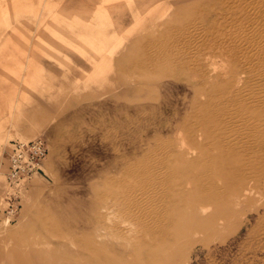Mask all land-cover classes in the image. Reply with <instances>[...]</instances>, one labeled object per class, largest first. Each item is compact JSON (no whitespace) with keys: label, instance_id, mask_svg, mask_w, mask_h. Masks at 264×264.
I'll return each instance as SVG.
<instances>
[{"label":"rangeland","instance_id":"rangeland-1","mask_svg":"<svg viewBox=\"0 0 264 264\" xmlns=\"http://www.w3.org/2000/svg\"><path fill=\"white\" fill-rule=\"evenodd\" d=\"M15 1L0 42L42 70L0 65L5 126L48 155L0 213V264H264V0ZM102 9L99 55L76 34Z\"/></svg>","mask_w":264,"mask_h":264},{"label":"crops","instance_id":"crops-1","mask_svg":"<svg viewBox=\"0 0 264 264\" xmlns=\"http://www.w3.org/2000/svg\"><path fill=\"white\" fill-rule=\"evenodd\" d=\"M5 3H8V0H3ZM19 0H16L17 2ZM108 1V0H105ZM15 4V3H13ZM97 12V11H96ZM16 14V13H14ZM96 14L101 15V17L105 19H96L95 21H90L88 23V27L90 26L91 31L93 33H90L89 35H77L81 42L87 44L89 47H91L92 50H95L97 54L99 55L103 52L105 53L103 47L99 44V41L108 40L109 38L106 36L105 27L110 22V12L107 9H102L98 11ZM10 13L6 10L4 12H0V17H7ZM39 13H35L34 16H38ZM107 18V19H106ZM1 22V21H0ZM118 22V20H117ZM116 23V21H115ZM55 36L58 40L65 43L67 47L71 49L78 50L82 47L81 44L77 43L76 38L73 36H65L61 35L60 33H55ZM0 65L4 67L5 69L9 70L12 73H15L18 78L24 82L29 83L31 81H34L36 79V75L33 74L36 70H42L41 67V61L36 59L34 55L31 54L29 51V47L31 44H27L26 49H22L19 47L17 43L14 42L12 36L5 37L4 41L0 42ZM84 45V44H83ZM93 58L91 57V62L93 63ZM20 70H26V71H33L32 73H28L27 76L19 74ZM17 84L14 85V87H11V89L7 91H3L0 89V152L2 150V147H4L6 142L7 144L11 142L10 137L15 136L16 133H18L20 136L23 137H29V134H20L17 131H14L15 134L11 135L8 128L5 126L6 121L9 119H12L17 113H18V101H17V95L18 90L16 89ZM10 145V144H9ZM9 153V150H8ZM8 161V160H7ZM8 166V165H7ZM3 170L0 169V178L2 176ZM6 175V174H5ZM5 181V179H4ZM1 183V182H0Z\"/></svg>","mask_w":264,"mask_h":264},{"label":"built area","instance_id":"built-area-1","mask_svg":"<svg viewBox=\"0 0 264 264\" xmlns=\"http://www.w3.org/2000/svg\"><path fill=\"white\" fill-rule=\"evenodd\" d=\"M47 155V143L41 137L10 142L5 175L6 188L2 192L0 206V213L9 223L15 220L19 212L21 194L26 183L32 177L44 174L43 165Z\"/></svg>","mask_w":264,"mask_h":264}]
</instances>
